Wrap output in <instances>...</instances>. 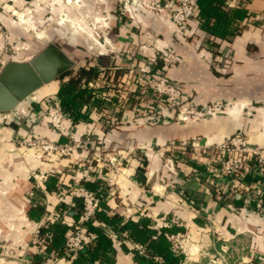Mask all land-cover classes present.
Returning a JSON list of instances; mask_svg holds the SVG:
<instances>
[{
  "label": "crops",
  "instance_id": "1",
  "mask_svg": "<svg viewBox=\"0 0 264 264\" xmlns=\"http://www.w3.org/2000/svg\"><path fill=\"white\" fill-rule=\"evenodd\" d=\"M69 1L51 0L52 10L48 12L41 8L47 0H0V22L12 36L39 48L40 39L16 25L9 11L31 10L37 16L42 12L44 16L62 13L64 22L58 23L65 24L70 10H74ZM73 2L83 12L91 11L94 5V0ZM226 4L227 8L244 11V16L235 20L236 35L231 43L219 34L207 32L200 19L192 20L189 33L182 37L171 16L160 17L141 9L137 14L141 28L132 21L133 16L119 12L112 15L103 37L115 51L128 47L140 65L146 64V53L166 54L167 48H171L178 64L163 59L164 66L163 61L160 65L184 86L189 99L199 104L235 100L247 103L246 108L229 105L221 112L189 121L149 126L124 124L107 131L98 128L102 115L95 109L90 114L91 121H67L78 138H88V146L98 148L104 144L107 149L128 155L125 172L114 179L112 188L104 190L107 213L116 214L123 221L149 217L155 227L184 228L173 237L174 246L185 255L183 264H209L210 258L223 250L230 264H264V212L245 199L241 207L234 204L235 197L219 199L212 185L213 175L205 173L210 158L203 149L225 142L236 132L246 134L252 144L264 146V0H226ZM101 40L105 42L102 37ZM116 57L110 53L105 59L113 62ZM122 59L127 61L125 56ZM219 63L224 70H218ZM61 83L57 79L52 81L33 98L56 94ZM31 101L25 100L16 109L0 113V264H76L75 257L55 260L53 251L33 244L36 228H44L42 234L52 233L62 223L69 230L82 204L62 191L81 179L77 156L40 163L9 142L13 137L33 135L59 139L42 105ZM24 108L27 111L23 112ZM173 140L185 143L189 149L176 156L174 167L163 159L170 148L174 149L170 146ZM141 149H145L143 157L138 153ZM143 160L148 162L144 182L137 172V165ZM41 168L49 172V178L35 189L32 177ZM99 171V181L107 183L109 171ZM46 224L49 228L43 226ZM127 242L130 248L134 247ZM119 244L110 255L114 264H137L134 253L124 251Z\"/></svg>",
  "mask_w": 264,
  "mask_h": 264
},
{
  "label": "built area",
  "instance_id": "2",
  "mask_svg": "<svg viewBox=\"0 0 264 264\" xmlns=\"http://www.w3.org/2000/svg\"><path fill=\"white\" fill-rule=\"evenodd\" d=\"M145 5L155 10V12L161 15L160 17L171 16L177 32L182 37L187 36L189 33L191 21L199 19L198 0H161V2L159 0H148ZM131 7L133 8V5L129 2L128 10ZM10 11L14 17L24 22V13H19L14 9ZM1 29L2 26L0 25V32ZM173 56L174 51L171 48H167L166 54L157 52L153 58L149 59L146 65H148L147 67L149 69L155 70L157 69L156 64L158 58L163 57V59L168 62L169 58ZM131 59L133 61L131 63L130 73L135 74V81L140 84L147 80L150 82V74H141V76L136 79L135 70L138 68L137 57L133 55ZM1 62L3 66L7 63L6 60H2ZM218 70H224L222 63H219ZM157 72L163 73L164 67L161 70L158 69L156 73ZM158 81V83L154 82V84L150 82V85H153L152 96L156 97V101L159 102L156 105L157 109L155 115H157L161 122H165L169 119L171 110L178 115L179 118L186 119L198 109L195 105L184 104L186 101L185 93L169 78H159ZM90 86L93 87V82H90ZM94 88L97 90L98 97L103 98L107 103L112 101V98L107 96L105 91L99 90L96 87ZM116 97L119 98V95L117 94ZM44 98V101L41 103L43 111L51 127L59 135V139L53 140L47 136L33 135L18 136L14 137L13 140L14 144L18 143L23 153L34 157L40 163L65 157L71 158L74 156H77V159L80 161V165H78L77 168L81 176L80 181L73 186L67 188L63 187L62 189L63 192H66L71 197L81 198L83 202L79 211V219L70 224V228L66 233L63 254L55 255V253L52 252V256L60 260L65 257L74 258L78 253L84 250L86 251L97 238L96 233L89 231L88 223L95 218L102 209L103 200L94 190L88 188L84 184V181L102 183L99 181L100 174H98V172H100V168H106L111 177L107 183L102 184L104 186L106 184L107 187L112 188L115 183L114 179L125 172V161L127 156H122L121 153L123 152L119 150L108 152L104 144H102L100 147L95 148L93 156L88 157L84 154L85 151L89 152L91 150V147L86 144L88 138H86V136L83 139L78 138L73 128L68 126L67 121L70 117L62 109L57 97L46 95ZM33 99L38 102L37 99ZM229 105L239 108L247 107V103L233 100L227 101L226 105L214 104L208 107L203 106V109H208L207 111L212 115L222 108L225 110ZM22 110L23 112L26 111L25 108ZM95 110L99 111L102 117L106 115L104 114L105 110L102 108L101 110L95 108ZM110 113L105 119L101 117V123L98 125V128L103 131H107L109 128L121 124L126 118H129V122L132 123L130 110L121 109L120 111L117 110L116 112H112V115H110ZM193 145L195 144L193 143ZM170 146L178 149L181 153L185 154L187 152V145L183 142H172ZM203 153L210 158V162L205 168V173L213 175L215 182L212 183V185L219 199H227L229 196L234 198L244 194L245 200H247V203L250 205L259 197L264 183L262 181H257L249 185L244 179L246 174L250 172H253L255 175L264 174V146L252 144L246 134L243 132H236L225 142L204 148ZM166 162L170 166L174 167L175 165V160L172 158L168 159ZM252 162L256 166L254 171L250 165ZM32 178L34 181V188L38 189L42 186V182L49 178V172L41 168ZM111 193L112 189L109 191V194ZM228 205L235 209L233 204L229 203ZM43 226L49 228L48 224ZM103 227L118 243L122 242V233L115 231L114 228L109 225H103ZM35 232L36 235L33 238V244L47 249L52 240V233L48 231L46 234H42L40 228H36ZM225 252L226 251L223 250V252H218L216 255L212 256L209 264H230Z\"/></svg>",
  "mask_w": 264,
  "mask_h": 264
},
{
  "label": "rangeland",
  "instance_id": "3",
  "mask_svg": "<svg viewBox=\"0 0 264 264\" xmlns=\"http://www.w3.org/2000/svg\"><path fill=\"white\" fill-rule=\"evenodd\" d=\"M72 0L68 2L74 10H70V16L65 21V24L58 23L62 21L63 14H54L50 13L48 16H44V12L40 13L39 16L36 15L31 10L24 12V22L18 20L16 17L12 15V12L9 11V14L14 18V22L21 29L26 30L28 33H31L36 38L40 39L39 48H33L30 44L24 42L18 36H12L10 32L7 30L6 26L0 22L2 26L0 36V54L1 59L3 55H6V58L9 59L7 62L15 60V61H27L33 58L40 50H42L46 44L49 42H56L63 50H65L75 61V66L70 70L72 73L71 76H77L78 70L80 67H90L97 66L99 71L98 79L95 83H93V87H96L99 90L105 91L107 96L112 98V101H109L107 104H102L100 108L104 109V114H106L102 119L108 117L109 113L112 115V112H116L117 110L126 109L130 110L131 121L129 122V118H126L124 122H121L119 125L124 124H136L138 126H149L152 124H160V119L155 115L156 105L159 103L156 101V97L152 96L153 85L158 83L159 78H169L173 81L176 86L182 90L186 96L185 105H195L198 109L195 110L193 114H190L186 119L179 118L174 112H170L169 119L165 122H173V121H189L192 118L199 117L203 118L206 116H210L211 114L203 109V106H211V105H226L227 101H213L206 102L204 104H199L189 99L184 86L178 82L176 79H173L168 75V72L165 71L163 73L157 72L158 69H162L164 66L163 58H158L156 67L157 69L151 70L147 66L148 65H139L136 71V79H138L141 74H150V82L147 80L146 82H142V84L135 81V74L130 73L132 57L135 55L130 51L127 47L126 50L115 51L114 49L109 47V41L106 40L104 30L107 28L109 21L112 15H116L121 12V15L125 16H133L132 21L137 24V26L142 27L139 20L137 19L138 11L148 10L157 16L159 15L155 10L150 9L145 5L148 0H94V5L91 11L83 12L79 9L80 6H77L74 2L71 3ZM155 1V0H152ZM161 2V0H159ZM129 2L133 5L128 10ZM77 3V2H76ZM81 5V4H80ZM115 5V10L113 11L111 7ZM41 8L46 9L48 12L52 10V2L51 0H47V3L41 4ZM120 8L119 11L117 9ZM75 10H78L77 13ZM19 13H23V11H18ZM61 15V16H60ZM64 22V21H62ZM54 34H53V33ZM52 33V34H51ZM101 37L105 42L102 44L100 41ZM88 41V42H87ZM104 44H108L104 47ZM130 52V53H129ZM114 54L118 57L112 62L105 59V56L108 54ZM148 57H146L147 63L149 59L153 58L154 55H149L146 53ZM145 54V55H146ZM138 55V54H137ZM123 56L127 58V61H123ZM136 56V55H135ZM122 59V60H121ZM106 61V62H105ZM139 61V59H137ZM142 62L144 60L141 59ZM163 61L162 65H159ZM110 62V63H109ZM117 62V63H116ZM170 63L178 64V57L176 53H174L173 57L169 58ZM139 63V62H138ZM155 74V75H153ZM69 77H65V79H57L60 82H64L68 80ZM50 84V83H49ZM49 84H46L39 91H43L44 88L48 87ZM139 85V87H138ZM135 89V91H134ZM35 94V93H34ZM34 94L26 99L27 102H32ZM110 94V95H108ZM117 94L119 98L116 97ZM50 96H55V94H50ZM44 97L41 99H37L38 103L41 104L44 101ZM35 101V100H34ZM25 102V101H24ZM36 102V101H35ZM121 104V105H120ZM27 111V110H26ZM223 111V108L218 112ZM217 113V112H216ZM115 125V124H113ZM14 138V137H13ZM10 139L11 142L16 149L19 148L18 143L14 144V140ZM179 141V140H178ZM174 142V140L172 141ZM177 142V140H175ZM96 147H91L89 152H86L88 157L94 155ZM110 151H117L118 149H107ZM129 151V150H128ZM142 151L145 149H141L139 156L143 157ZM189 152V149H187ZM186 152V153H187ZM168 154H164L163 159L166 161L170 158L176 159L180 157L182 153L178 149H173L167 152ZM25 154V153H24ZM123 156H128L126 153H121ZM178 155V156H177ZM177 156V157H176ZM35 245V244H34ZM55 260H57L54 257ZM210 263V261L208 262Z\"/></svg>",
  "mask_w": 264,
  "mask_h": 264
},
{
  "label": "trees",
  "instance_id": "4",
  "mask_svg": "<svg viewBox=\"0 0 264 264\" xmlns=\"http://www.w3.org/2000/svg\"><path fill=\"white\" fill-rule=\"evenodd\" d=\"M226 0H198V17L202 21L203 28L211 34H219L229 43L232 37L236 35V30L233 28L235 20L244 16L242 9L227 8ZM232 13H230V12ZM229 13L231 15H229ZM161 63H159L160 65ZM72 73L66 72L59 79H65L57 90L55 97L60 101L62 109L69 115L73 123L83 121H91V112L93 109L101 110L102 104L107 102L97 96V90L90 86V82L95 83L99 76L97 66L80 67L77 76H71ZM148 162L143 160L137 165L138 178L144 182V173ZM251 168L254 171L256 168L252 162ZM244 181L252 185L257 181L264 183V174L255 175L253 172L247 173ZM84 184L94 190L103 200V207L98 212L97 216L90 220L88 228L90 232L97 235L96 240L88 247L86 251H82L75 256L76 264L83 262L84 264H94L99 261V264H114L110 259V255L116 251L117 240L107 233L103 225H109L115 231L125 234V239L119 245L126 252H133L137 264H183L185 255L178 250L173 243V237L178 231H184V228L178 226H161L155 227L149 217H142L139 220L128 219L123 221L116 214L109 215L105 207L104 198L107 193L104 186L100 182L84 181ZM245 195L241 194L234 198L236 207L244 205ZM251 205L264 212V186L261 189L259 197L254 200ZM79 219V214L75 220ZM68 227L60 223L53 230L52 240L49 243L48 250H51L55 255H62L63 245L66 240V232ZM44 232V228H41ZM130 241L134 247L130 248ZM70 259L69 257H67Z\"/></svg>",
  "mask_w": 264,
  "mask_h": 264
},
{
  "label": "water",
  "instance_id": "5",
  "mask_svg": "<svg viewBox=\"0 0 264 264\" xmlns=\"http://www.w3.org/2000/svg\"><path fill=\"white\" fill-rule=\"evenodd\" d=\"M74 66V59L53 41L30 60L7 62L0 71V113L16 109ZM74 201L83 202L79 197H74Z\"/></svg>",
  "mask_w": 264,
  "mask_h": 264
}]
</instances>
